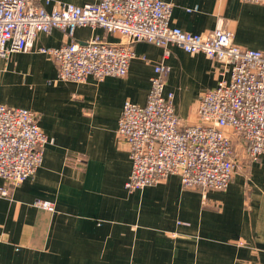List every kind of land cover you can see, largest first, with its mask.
<instances>
[{
    "label": "crops",
    "instance_id": "crops-1",
    "mask_svg": "<svg viewBox=\"0 0 264 264\" xmlns=\"http://www.w3.org/2000/svg\"><path fill=\"white\" fill-rule=\"evenodd\" d=\"M50 1L47 11L56 3L99 0ZM163 1L172 6L173 27L208 35L220 25L236 46L264 49V2ZM94 36L118 39L83 27L74 40ZM70 41L61 30L40 33L31 52L0 63V104L33 112L53 141L22 184L8 188L0 178L7 190L0 195V264H264V156L240 159L223 191L184 189L177 176L127 191L131 160L116 133L118 120L125 102L145 103L162 49L138 43L126 76L76 84L57 81L55 64L37 51ZM166 64L165 90L175 96L177 116L184 125L198 123L199 99L215 87L220 64L175 46ZM12 73L21 83L17 91ZM197 84L201 90L191 92ZM38 201L52 203L54 211L37 207Z\"/></svg>",
    "mask_w": 264,
    "mask_h": 264
},
{
    "label": "built area",
    "instance_id": "built-area-1",
    "mask_svg": "<svg viewBox=\"0 0 264 264\" xmlns=\"http://www.w3.org/2000/svg\"><path fill=\"white\" fill-rule=\"evenodd\" d=\"M259 4L264 0H242ZM50 0H0V63L12 53H29L40 33L63 31L71 41L58 48H39L56 66V80L84 84L89 78L127 75L141 42L162 49L153 66L143 105L123 104L116 133L129 150V192L177 176L184 189L223 191L239 160L264 156V49L236 46L232 33L217 26L208 35L184 32L170 24L172 6L163 0H99L81 6ZM100 28L118 37L109 42L94 36L74 40L78 28ZM189 55L203 54L220 64L214 88L198 102V123L184 125L177 116L174 94L166 92L170 47ZM145 61V59H143ZM24 108L0 104V178L14 188L42 165L44 147L52 144ZM0 195L7 190L0 188ZM36 206L54 211L48 201Z\"/></svg>",
    "mask_w": 264,
    "mask_h": 264
},
{
    "label": "rangeland",
    "instance_id": "rangeland-1",
    "mask_svg": "<svg viewBox=\"0 0 264 264\" xmlns=\"http://www.w3.org/2000/svg\"><path fill=\"white\" fill-rule=\"evenodd\" d=\"M12 75L13 76H15V82H14V79L12 80L13 82H14V87H15V90L17 91V89L19 88V87H21V83H20V80H19V77H18V74H16V73H12ZM201 87H202V85L201 84H197L195 87H193V88H190V91L191 92H197L198 90H201ZM19 91H21V90H19ZM239 163H240V161H239Z\"/></svg>",
    "mask_w": 264,
    "mask_h": 264
}]
</instances>
